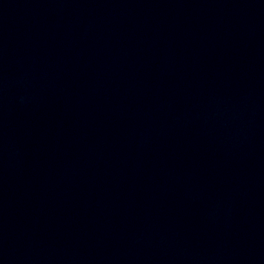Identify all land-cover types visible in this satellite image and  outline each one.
I'll return each mask as SVG.
<instances>
[{"label": "water", "instance_id": "water-1", "mask_svg": "<svg viewBox=\"0 0 264 264\" xmlns=\"http://www.w3.org/2000/svg\"><path fill=\"white\" fill-rule=\"evenodd\" d=\"M0 264H264V0H0Z\"/></svg>", "mask_w": 264, "mask_h": 264}]
</instances>
